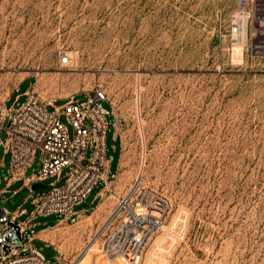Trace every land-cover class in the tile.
I'll list each match as a JSON object with an SVG mask.
<instances>
[{"label": "rangeland", "instance_id": "rangeland-1", "mask_svg": "<svg viewBox=\"0 0 264 264\" xmlns=\"http://www.w3.org/2000/svg\"><path fill=\"white\" fill-rule=\"evenodd\" d=\"M240 1L0 0V104L33 91L60 106L102 86L115 124L105 155L114 177L74 208L86 213L41 234L59 218L30 222L65 261L124 264L106 259L94 236L137 182L170 205L138 264H264V69L232 49L230 16ZM68 54L78 64H62ZM0 139L2 191L5 131ZM40 169L37 153L25 177ZM67 171L45 184L62 186ZM41 193L15 182L0 207L10 218L20 206L26 214L16 223L26 221ZM31 246L57 264L54 248Z\"/></svg>", "mask_w": 264, "mask_h": 264}, {"label": "built area", "instance_id": "built-area-1", "mask_svg": "<svg viewBox=\"0 0 264 264\" xmlns=\"http://www.w3.org/2000/svg\"><path fill=\"white\" fill-rule=\"evenodd\" d=\"M229 33L234 42L232 49L240 53L241 58L243 52L249 54L264 69V0H241L230 16ZM61 62L66 65L69 59L62 58ZM21 97L25 100L19 104ZM63 101L60 106H56V102L44 103L33 91H26L16 96L10 107H6L9 100L0 104V135L5 131L4 154L10 157L4 176L6 188L23 180L25 188L33 194L31 184H45L52 178L59 181L63 170H68L62 186L56 187L57 181L46 184L47 190L32 199L34 208L26 221L16 223L26 214L20 206L10 218L7 210L0 207V264H50L31 246L36 234L30 222L36 217L55 215L58 223H74L80 214L74 208L81 205L99 183H103L101 190H104L108 180L114 177L109 172L112 159L105 157L109 126L115 130L114 122L109 121L113 118L105 90L98 86L84 101L75 97ZM104 104L109 109L104 108ZM49 107L53 110L48 111ZM66 125L72 129V139ZM37 153L41 169L38 174L25 177ZM2 194L5 190L0 191ZM169 210L166 199L134 182L117 199L111 214L94 236L96 242L101 239V254L108 260L138 264L147 242ZM44 244L54 247L46 241ZM57 253V264H75Z\"/></svg>", "mask_w": 264, "mask_h": 264}, {"label": "crops", "instance_id": "crops-1", "mask_svg": "<svg viewBox=\"0 0 264 264\" xmlns=\"http://www.w3.org/2000/svg\"><path fill=\"white\" fill-rule=\"evenodd\" d=\"M113 139L115 140L114 135H113ZM116 168H117V165H116ZM112 174H113V173H112ZM12 184H13V183H12ZM12 184H10L9 187H10ZM23 184H24V187H25V183H24V182H23ZM9 187L6 188V184H5V189H3V190H5V193L8 192ZM3 190H2V191H3ZM17 192H18V190L13 191V192H12V195H16ZM97 195H98V193H97ZM97 195H96L95 199H97ZM21 210H24V209H21ZM24 211H25V210H24ZM25 212H26V211H25ZM83 213H86V211H85V210H82V211L80 212L79 216H80L81 214H83ZM67 223H69V222H61V223H57V225H56L55 227H52V228H50V229H46V230H42L39 234H41V233H43V232H46V231H48V230H52V229L56 228L57 226H61V225H63V224H67ZM39 234H36V236H35V240L44 243L45 241L39 236ZM46 242H47V241H46ZM53 248H54L57 252H59L55 247H53ZM59 253H60V252H59ZM60 254H61V253H60Z\"/></svg>", "mask_w": 264, "mask_h": 264}, {"label": "bare ground", "instance_id": "bare-ground-1", "mask_svg": "<svg viewBox=\"0 0 264 264\" xmlns=\"http://www.w3.org/2000/svg\"><path fill=\"white\" fill-rule=\"evenodd\" d=\"M238 52H239V51H238ZM72 55H73V54H72ZM72 55H71V54H68V55H67V57H69V58H68V59H69L68 67H73V66H75L76 64H78V63H77V60L75 59V56L73 57ZM236 59L239 60V59H240V56H238ZM73 69H74V68H73ZM47 240H49L50 243L54 245L53 240L48 239V238H47Z\"/></svg>", "mask_w": 264, "mask_h": 264}, {"label": "water", "instance_id": "water-1", "mask_svg": "<svg viewBox=\"0 0 264 264\" xmlns=\"http://www.w3.org/2000/svg\"><path fill=\"white\" fill-rule=\"evenodd\" d=\"M31 191H46L47 190V185L43 183H33L31 184Z\"/></svg>", "mask_w": 264, "mask_h": 264}]
</instances>
